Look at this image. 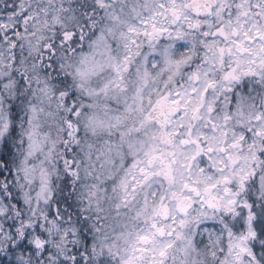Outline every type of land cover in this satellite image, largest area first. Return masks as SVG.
<instances>
[{
    "label": "clouds",
    "instance_id": "obj_1",
    "mask_svg": "<svg viewBox=\"0 0 264 264\" xmlns=\"http://www.w3.org/2000/svg\"><path fill=\"white\" fill-rule=\"evenodd\" d=\"M10 2L0 0V11ZM23 3L34 16L28 24L33 34L22 36L19 60L0 43V153L12 161L25 213L42 224L45 243L59 253L56 264H72L77 250L85 249L94 264H125L136 255L143 259L134 264H152L153 254L163 264H264V238L257 232L241 241L247 214L229 203L238 199L254 203L257 212L264 208V40L239 59L226 54L221 66V45L201 35L209 21L192 19L196 10L206 11L207 0H102L103 8L95 7L96 0ZM85 3L93 6L88 15L94 13L95 23L85 25ZM231 3L224 0V7ZM171 8L187 19L176 20ZM249 19L264 33V16ZM81 30L84 39L61 52L62 67L46 72L39 61L43 45ZM213 58L215 70L205 76ZM231 68L238 79L225 80ZM209 80L213 87L205 98ZM177 91L187 111L171 127H161L158 102L176 99ZM69 105L78 113L72 115L71 147ZM209 116L215 130L205 132ZM180 122L197 139L207 136L202 153L195 143H183L184 134L175 135ZM241 133L246 139L232 147ZM69 153L78 161L76 178L64 166ZM153 224L175 231L161 239ZM143 235L152 238L149 251L136 254ZM238 243L251 255L240 253ZM20 258L37 264L31 253Z\"/></svg>",
    "mask_w": 264,
    "mask_h": 264
},
{
    "label": "snow or ice",
    "instance_id": "obj_2",
    "mask_svg": "<svg viewBox=\"0 0 264 264\" xmlns=\"http://www.w3.org/2000/svg\"><path fill=\"white\" fill-rule=\"evenodd\" d=\"M82 7L88 9L84 12V16L88 17L84 20L85 25H88L91 21L95 23L94 13L92 16L88 15L89 11H93V6L85 3ZM95 7L103 8L104 4L102 0H96ZM166 5H161V9H164ZM7 11H0V43L9 47L15 55V59L19 60V53L16 52L17 49L23 50L22 36L27 37L33 33L30 31L28 24L30 20L34 19L29 12V9L23 3V0H12L7 5ZM169 11L172 13L176 20L187 19L180 17L177 14L176 8H171ZM250 15L255 16L256 20H259L261 16H264V0H233V3L224 7V0H207V9L196 10L193 20L199 18L201 20L209 21L207 23L201 35L207 38L208 41H215L221 45L219 48V62L221 66L225 65V55L228 57L235 56L239 59L245 56L250 51V46L260 40H264V33H262L260 25L255 23V21L250 20ZM176 20L173 22L175 23ZM193 27L192 24L189 25ZM194 27L200 28L199 23H195ZM154 31H161L153 25ZM84 39L83 31L79 33L65 31L59 37H57V42H48L43 45L39 54V61L44 66L46 72L57 73L58 69L62 67L60 62V54L62 51H71L72 48L79 42V40ZM205 61L209 60V57L204 58ZM231 61H229L230 63ZM216 60L213 58L210 63L205 67L204 75L207 76L209 73L214 72ZM236 68H231L228 70L224 76L225 80L238 79L234 74ZM254 74V73H249ZM196 80H200L199 74L196 75ZM63 83V81H61ZM213 87V82L208 81V87L203 90L205 98H207L209 89ZM246 87V86H245ZM196 88L192 89V94L195 95ZM171 95V94H170ZM176 99H170L165 97L163 101L158 102V106L161 108V115L163 120L161 121V127H171L172 121L180 118L187 111L186 104L184 102L183 96L180 91L175 93ZM71 100V97L68 98ZM165 109H167L165 111ZM201 111L200 108L194 110V118H198V113ZM69 116L67 120V143L71 147L73 142V122L72 115H78L75 106L69 105L68 108ZM207 112L211 114L213 108L209 106ZM171 117V119H169ZM151 119V117H149ZM259 119V117H258ZM208 124L210 125L207 131H214L216 121L211 119L209 116ZM199 129H197L198 131ZM184 134L185 139L183 143H195L199 146L200 152L202 153L207 145V136L204 133H200V138L197 139L193 135L192 130H186L183 122L176 125L175 135L180 136ZM253 135V130H248V136ZM191 136L192 139L189 141L188 137ZM246 139L243 133L240 134L239 140H235L232 147H236L241 141ZM208 151H211L209 148ZM75 149H72V153ZM72 153H69L64 160V166L69 176L76 178L78 170V161L73 157ZM264 155V153H262ZM195 159V157H193ZM151 163V161H149ZM0 243H6V248L0 247V264H24V261L20 258L22 253H31L33 257H37V264L43 260L44 264H56V257L59 255L58 252H54L52 248L45 243L47 235L42 229V224L37 222L32 223L29 214L25 213L26 205L18 198V191L15 185V176L12 171V161L9 160L4 154L0 153ZM140 172L142 174L147 173V169L141 168ZM150 175V173H149ZM225 180L228 178L225 177ZM241 179V187L244 185V180ZM11 181V183H10ZM66 187L68 185L66 184ZM186 187H188L186 185ZM65 203H68L67 198H65ZM229 203L237 204L239 203L240 209L243 213L247 214L248 231L247 236L240 237L241 241L247 240L248 237H254L259 233L261 238H264V208L259 212L254 205L248 201L231 200ZM68 208H72V204L68 203ZM231 211V209H228ZM31 209H29V213ZM255 214V219L252 218L251 214ZM240 220V217H237ZM174 223V222H173ZM181 224L184 223L183 220L180 221ZM255 227L256 231L252 228ZM88 227V221L85 218L81 228V233L83 229ZM153 229L159 234L160 238L163 239L165 236H171L175 231L173 227L171 230L166 228L161 224H153ZM246 227L245 223H240V228ZM98 230V229H97ZM151 237L148 235H143L140 237L141 242H145L143 246L135 248L133 251L136 254L147 253L149 251V245L146 242L151 241ZM86 240V237H85ZM171 247L168 244L165 248L159 250V257H164L166 255V248ZM236 247L239 249L240 253H248L251 255L248 248H246L243 243H238ZM39 254V256H38ZM87 250L81 253L77 250L76 256L73 257L72 264H94L93 261L89 260ZM135 259H143L142 256L136 255L135 257H130L125 264H134ZM60 264H69L68 259L60 261ZM100 264H104L101 260ZM152 264H163L162 260H157L155 254H153Z\"/></svg>",
    "mask_w": 264,
    "mask_h": 264
}]
</instances>
